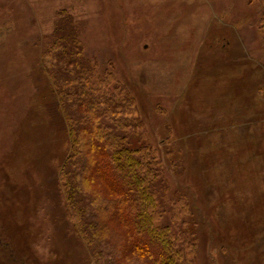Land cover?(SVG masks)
Instances as JSON below:
<instances>
[{"label": "rangeland", "instance_id": "obj_1", "mask_svg": "<svg viewBox=\"0 0 264 264\" xmlns=\"http://www.w3.org/2000/svg\"><path fill=\"white\" fill-rule=\"evenodd\" d=\"M62 13L86 60L135 98L139 130L117 133L159 163L157 224L193 264H264L259 0H0V261L21 263L2 223L15 222L30 264H109L61 183L71 143L42 56Z\"/></svg>", "mask_w": 264, "mask_h": 264}, {"label": "trees", "instance_id": "obj_2", "mask_svg": "<svg viewBox=\"0 0 264 264\" xmlns=\"http://www.w3.org/2000/svg\"><path fill=\"white\" fill-rule=\"evenodd\" d=\"M259 2L264 7V0ZM259 29L264 32V13ZM42 65L56 88L71 143L72 154L60 171L62 187L80 220L75 229L91 253L109 264H193V248L185 251L168 226L157 224L153 184L159 163L152 149L135 148L117 133L139 130L135 98L111 73L100 75L86 60L72 19L64 13ZM2 223L11 232L15 255L10 251V263L18 258L19 264L34 262L27 226Z\"/></svg>", "mask_w": 264, "mask_h": 264}]
</instances>
